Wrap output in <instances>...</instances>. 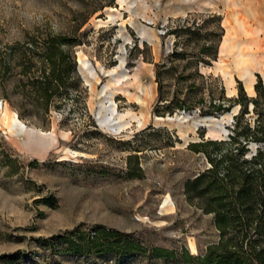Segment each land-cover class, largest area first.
I'll list each match as a JSON object with an SVG mask.
<instances>
[{
    "label": "rangeland",
    "instance_id": "rangeland-1",
    "mask_svg": "<svg viewBox=\"0 0 264 264\" xmlns=\"http://www.w3.org/2000/svg\"><path fill=\"white\" fill-rule=\"evenodd\" d=\"M212 2L0 0V264H202L221 234L185 193L212 168L191 146L230 141L240 111L230 100L264 83L254 66L251 93L221 62L228 27H240L233 0ZM52 39L75 71L46 101L33 83ZM249 110L240 126H254ZM99 229L119 233V247L102 235L95 245Z\"/></svg>",
    "mask_w": 264,
    "mask_h": 264
},
{
    "label": "trees",
    "instance_id": "trees-1",
    "mask_svg": "<svg viewBox=\"0 0 264 264\" xmlns=\"http://www.w3.org/2000/svg\"><path fill=\"white\" fill-rule=\"evenodd\" d=\"M60 46L59 39H52L41 50L44 70L40 82H37L39 84L33 83L37 98L49 101L59 96V90L65 86L70 72L75 71L74 68L64 67L69 53H62ZM255 91L256 97L249 98L240 84L238 97L230 100V108L240 106L235 134L230 141L191 146L196 152L207 154L212 168L189 181L185 193L188 198L201 200L199 206L205 213L214 214L215 225L221 234L219 242L208 247L200 259L202 264H264V83L261 76H258ZM250 105L257 116L254 126L249 122L240 126L241 119L250 114ZM19 115L22 117L21 113ZM239 136L243 137L244 144L234 153L232 146L238 142ZM251 142L260 147L250 160L244 159ZM207 146L218 148L220 160L212 158L205 150ZM224 147H227L225 152L222 150ZM100 235L110 241L120 237L119 233L99 229L93 240L95 245ZM121 246L126 251L133 249L129 241H124ZM69 247L77 254L85 253L78 242H69ZM110 247H119L118 242L111 241ZM136 250L141 251L139 248ZM154 254L158 257H163V254L173 256V253L159 250Z\"/></svg>",
    "mask_w": 264,
    "mask_h": 264
},
{
    "label": "bare ground",
    "instance_id": "bare-ground-1",
    "mask_svg": "<svg viewBox=\"0 0 264 264\" xmlns=\"http://www.w3.org/2000/svg\"><path fill=\"white\" fill-rule=\"evenodd\" d=\"M230 14L231 22L240 27H228L227 37L222 46L221 62L245 79L247 88L254 93V69L260 67L264 71V0H233ZM236 24V25H237ZM225 68V67H224ZM223 72L229 76L232 84V71ZM228 69V68H227ZM30 129V128H29ZM28 129H26L27 132ZM40 134V133H39Z\"/></svg>",
    "mask_w": 264,
    "mask_h": 264
},
{
    "label": "crops",
    "instance_id": "crops-1",
    "mask_svg": "<svg viewBox=\"0 0 264 264\" xmlns=\"http://www.w3.org/2000/svg\"><path fill=\"white\" fill-rule=\"evenodd\" d=\"M195 3L201 5V7L204 8V9H209L210 6L213 5L212 0H195Z\"/></svg>",
    "mask_w": 264,
    "mask_h": 264
},
{
    "label": "built area",
    "instance_id": "built-area-1",
    "mask_svg": "<svg viewBox=\"0 0 264 264\" xmlns=\"http://www.w3.org/2000/svg\"><path fill=\"white\" fill-rule=\"evenodd\" d=\"M163 34H165V31H163Z\"/></svg>",
    "mask_w": 264,
    "mask_h": 264
}]
</instances>
